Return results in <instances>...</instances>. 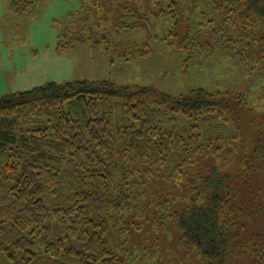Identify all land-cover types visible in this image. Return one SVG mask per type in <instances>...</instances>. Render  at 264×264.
Wrapping results in <instances>:
<instances>
[{
    "label": "trees",
    "instance_id": "1",
    "mask_svg": "<svg viewBox=\"0 0 264 264\" xmlns=\"http://www.w3.org/2000/svg\"><path fill=\"white\" fill-rule=\"evenodd\" d=\"M11 5L30 12L35 0ZM82 10L61 32L59 53L89 45L103 48L111 62L129 61L151 57L158 39L182 51L186 64L197 53H220L246 77L264 80V0H87ZM165 19L173 25L160 39L154 21ZM138 32L145 41L129 42L127 35ZM244 106L228 92L199 88L173 97L111 80L49 82L0 95L3 262L161 264L159 244H135L141 253L134 254L129 235L143 226L129 218L140 176L162 169L179 185L171 220L188 261L195 253L205 264H264V235L252 230L243 199L247 163L236 175L192 172L207 149L201 124L215 117L237 122Z\"/></svg>",
    "mask_w": 264,
    "mask_h": 264
},
{
    "label": "rangeland",
    "instance_id": "2",
    "mask_svg": "<svg viewBox=\"0 0 264 264\" xmlns=\"http://www.w3.org/2000/svg\"><path fill=\"white\" fill-rule=\"evenodd\" d=\"M86 1L35 0L33 9L24 12L22 8L18 11L12 7L11 0H0V91H27L49 82L111 80L149 87L173 97L199 88L239 96L245 108L240 109L242 113L236 118L237 122L232 118L218 121L215 117L201 124L207 149L193 165L192 172L217 168L236 175L243 169V162L247 163L249 183L245 188L244 204L252 215V230L264 235V80L257 78L255 73L246 77L235 61L220 53H197L186 64L182 51L169 48L158 39L153 41L151 57H132L129 61L116 56L111 62L103 48L89 45H76L59 53L56 48L61 32L67 22L75 25L80 20ZM172 25L169 19L154 21V35L164 38ZM127 37L129 42L137 44L146 39L142 32ZM160 170L154 169L149 179L140 176L142 184L135 198L137 208L129 222L142 224L143 231L130 234L129 244L136 248L134 254L141 253L135 244L146 242L142 249L159 244L161 264H205L195 253L191 257L194 262L188 261L187 251L178 246L179 232L171 215L176 209L173 198L180 201L179 196H174L179 194V185L170 181L168 174L164 177ZM169 172L173 173L172 169ZM159 203L162 207H154ZM168 204L170 206L166 207ZM3 258L0 255L1 262ZM238 264L253 262L245 259Z\"/></svg>",
    "mask_w": 264,
    "mask_h": 264
},
{
    "label": "crops",
    "instance_id": "3",
    "mask_svg": "<svg viewBox=\"0 0 264 264\" xmlns=\"http://www.w3.org/2000/svg\"><path fill=\"white\" fill-rule=\"evenodd\" d=\"M6 93H8V90H4V89H2L1 91H0V95H4V94H6Z\"/></svg>",
    "mask_w": 264,
    "mask_h": 264
}]
</instances>
